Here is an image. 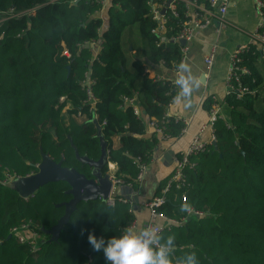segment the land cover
<instances>
[{
    "label": "trees",
    "instance_id": "1",
    "mask_svg": "<svg viewBox=\"0 0 264 264\" xmlns=\"http://www.w3.org/2000/svg\"><path fill=\"white\" fill-rule=\"evenodd\" d=\"M174 4L175 12L165 9L164 31L155 33L148 0H110L105 19L91 1L0 0V10L37 6L33 14L0 24V264H105L103 254L88 243V232L105 239L119 236L135 221L130 203L80 200L53 237L71 198L70 184L49 180L24 195L14 181L3 180L37 172L44 155L90 178L91 166L80 158L100 157L99 135L115 175L133 179L135 158L148 163L163 140L145 134L146 118L161 122L176 93L169 80L149 76L141 58L168 68L180 63L181 45L172 37L187 15L182 1ZM89 42L94 45L84 47ZM260 54L256 44L242 54L250 70L244 82L254 95L225 96L229 114L214 123L216 148L209 144L191 155L185 184H171L157 207L173 218L190 206L206 213L190 215L159 235L162 244L173 238L170 264H180L189 253H195L197 264H264V75L253 61ZM86 73L93 105L85 101ZM124 97L135 98L140 117ZM213 101L207 96L202 105L208 110ZM163 125L170 138L184 126L173 116ZM21 224L39 235L35 245L11 233Z\"/></svg>",
    "mask_w": 264,
    "mask_h": 264
},
{
    "label": "built area",
    "instance_id": "2",
    "mask_svg": "<svg viewBox=\"0 0 264 264\" xmlns=\"http://www.w3.org/2000/svg\"><path fill=\"white\" fill-rule=\"evenodd\" d=\"M55 1V0H50ZM71 2H76L78 0H70ZM85 1H91L93 3L98 4L99 10L97 13L100 15V12L107 8V6L110 3V0H85ZM164 4L163 2H158L156 0H148L149 8L151 16L154 20H156V27L152 29L153 32H163L165 29V9L169 8L171 11L175 12V4L177 1H182L185 7V14L187 15L186 22L184 23L183 27L179 31V33L172 37L174 41L179 42L181 39H184L185 43L180 44V62H184L188 50L187 42L190 41V39L193 36V33L197 29H201L211 23V21H217L218 27L216 28V31H220V26L223 24H228L225 14L227 10L228 0H170V2H167ZM255 2V8L258 14V22L256 29L250 33V38L256 42V48L260 50V56L254 57L253 61L256 62L259 57L264 56V31H261L260 29L264 26V0H254ZM37 6H34L32 8H27L19 11H14L12 8H9L7 10H0V24L7 21L11 18H19L24 15H30L33 14L35 8ZM164 8V12H161V9ZM1 37V36H0ZM94 45L93 42H89ZM180 43V42H179ZM91 46V47H92ZM218 44L212 43L209 46L208 51L203 56V64L205 67V70H209L212 66L213 59L218 51ZM250 48L249 43H243L239 44L235 49H233L229 56V64L227 67L226 75H225V81H224V94L225 96H234L235 98H242L245 95H254L255 89H251L245 82H244V75H248L250 73V70L242 64V54ZM175 71H178L177 66L172 68ZM158 77V76H157ZM159 78V77H158ZM162 79V78H160ZM167 80V79H162ZM170 83L175 87L176 85L175 81L169 80ZM92 80L90 79V74L86 73L84 79L82 80V86L84 87V91L86 94V102L89 104H94L95 102V96L92 92ZM176 97V93L172 94L166 103V112L163 115L162 121L158 122L155 117L146 118V135H152L155 134L159 136L161 139H169L170 137L166 134H164V120L166 121L168 116H171L168 112V108L172 105L174 102V98ZM124 104L129 105L132 108L133 113L137 116H141V111L138 106V104L135 101L134 97H124ZM222 117L220 114V103L219 101L215 100L211 104V106L208 109V116L205 123H203L199 129L198 132H196L192 138L191 141L186 148L185 151H182L178 154H175L173 157V167L172 170L167 178V181L165 185L161 189L160 194L153 195L150 199L146 201V206L149 210V217L146 225L142 228H140L137 232L141 231H149L155 234L157 237L163 232L165 228H169L173 224H181L188 216L194 215L197 217H202L206 213L203 210L195 209L192 206L188 207L186 209L185 215L177 218L168 217L162 212L157 210V207L163 204L164 202V196L165 192L168 190L169 186L171 184L175 185V187H179L185 184V173L184 169L187 166H192L193 163L190 161L189 157L191 155H195L201 152H204L207 150V146L209 143L202 139L201 133L205 128H209L211 131V139L214 140V134H213V126L214 123L218 118ZM173 118L176 121H181L183 123V127L181 129L180 133H183L186 130L187 120L184 117L181 116H173ZM117 139V138H116ZM152 160L150 158L149 162ZM138 171L136 175L133 177L131 181H125L123 178L118 177L115 175V172L109 171V161H108V169L107 172L109 174V180H110V189L108 191V194L103 200V202L106 205L113 206L116 202H122V203H131V201L124 197L119 192V187L121 186H130L131 187V194H136L137 188H133V183H135L138 187V184L142 181L144 172L146 170V167L148 163H145L140 160L139 157H136L135 160ZM20 176L15 174H8L3 182L6 184H10ZM115 193V194H114ZM186 196L183 195L181 197V201L185 202ZM160 218L163 219V224L156 223V219ZM136 230L134 223L130 224L125 231L127 230ZM11 233L15 234L17 239L22 243H29L31 245H35L36 241L39 239V235L32 229H30L26 224H21L19 226H14L11 228ZM162 244L160 240L153 242V247L158 248Z\"/></svg>",
    "mask_w": 264,
    "mask_h": 264
},
{
    "label": "crops",
    "instance_id": "3",
    "mask_svg": "<svg viewBox=\"0 0 264 264\" xmlns=\"http://www.w3.org/2000/svg\"><path fill=\"white\" fill-rule=\"evenodd\" d=\"M106 9L100 12L105 19ZM225 17L228 24L220 26L217 21H211L208 25L194 31L192 38L187 42L188 50L184 63L191 69V74L196 78L198 84L194 87L187 98L175 101L168 108L171 116H181L187 120L186 130L176 137L162 140L153 153L152 160L148 163L142 181L138 184L137 192L139 198V209L135 211L133 222L136 232L144 227L148 221L149 213L146 201L156 194L161 182L169 176L173 167V157L188 147L192 136L199 131L201 125L206 122L208 110L202 102L207 96L220 103V114L226 118L229 114V107L225 101L224 81L229 64L230 53L239 44H256L250 38L257 26L258 14L254 0H228ZM212 43H217L218 51L213 59L212 66L205 70L203 56ZM145 63L146 72L149 76H158L162 79L176 81L178 71L165 67L163 64H153L141 57ZM264 75V56L259 57L255 62ZM203 75V76H202ZM176 85V96L179 93V86ZM202 139L211 143V131L205 128L201 133ZM117 140L113 144L117 145ZM109 171L114 172L115 167L109 163ZM156 223L163 224V219L157 218Z\"/></svg>",
    "mask_w": 264,
    "mask_h": 264
},
{
    "label": "water",
    "instance_id": "4",
    "mask_svg": "<svg viewBox=\"0 0 264 264\" xmlns=\"http://www.w3.org/2000/svg\"><path fill=\"white\" fill-rule=\"evenodd\" d=\"M167 2H170L168 0ZM164 12V8L161 9ZM180 44H184V39H181ZM91 43H85L84 47H91ZM203 76V75H202ZM100 138V157L97 160H90L86 157H81L80 159L86 161L91 166V177L86 178L83 174L78 172L72 167H64L60 162H54L48 155H44L42 161L38 164V170L35 173L29 175L21 176L14 180V183L18 190L22 194H29L32 192L36 186L49 181L63 179L70 184L69 193L71 198L69 201L65 202V212L64 215L59 220L58 224L52 229V236L54 237L60 227L61 223L64 222L69 213L74 209L76 202L80 200L88 199H100L105 200L108 191L110 189V180L107 170L102 171V167L107 165L108 169V155L106 142L99 135ZM214 148H216L215 139L211 141ZM130 186L119 187V192L124 195L125 198L129 199L132 203L133 209H139V198L137 194H131Z\"/></svg>",
    "mask_w": 264,
    "mask_h": 264
},
{
    "label": "clouds",
    "instance_id": "5",
    "mask_svg": "<svg viewBox=\"0 0 264 264\" xmlns=\"http://www.w3.org/2000/svg\"><path fill=\"white\" fill-rule=\"evenodd\" d=\"M177 69L175 83L179 86V93L174 99L178 102L190 95L198 81L191 74L187 63L180 62ZM158 240L159 237L152 232H136L131 229L122 232L119 236L114 235L106 239L103 236L97 237L90 231L87 234L88 243L94 251L103 254L105 264H170L169 252L173 238L169 236L165 243L154 248L153 242ZM180 264H197L195 253L187 254Z\"/></svg>",
    "mask_w": 264,
    "mask_h": 264
},
{
    "label": "rangeland",
    "instance_id": "6",
    "mask_svg": "<svg viewBox=\"0 0 264 264\" xmlns=\"http://www.w3.org/2000/svg\"><path fill=\"white\" fill-rule=\"evenodd\" d=\"M75 159H76V157H75ZM115 194V193H114Z\"/></svg>",
    "mask_w": 264,
    "mask_h": 264
}]
</instances>
